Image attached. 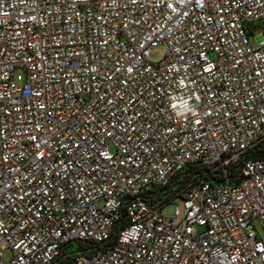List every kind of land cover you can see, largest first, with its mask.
<instances>
[{
    "label": "built area",
    "instance_id": "built-area-1",
    "mask_svg": "<svg viewBox=\"0 0 264 264\" xmlns=\"http://www.w3.org/2000/svg\"><path fill=\"white\" fill-rule=\"evenodd\" d=\"M258 29L264 0H0V264H264Z\"/></svg>",
    "mask_w": 264,
    "mask_h": 264
},
{
    "label": "trees",
    "instance_id": "trees-1",
    "mask_svg": "<svg viewBox=\"0 0 264 264\" xmlns=\"http://www.w3.org/2000/svg\"><path fill=\"white\" fill-rule=\"evenodd\" d=\"M250 156L260 157L264 155V140L257 145ZM205 168L193 165L187 167L180 173L173 176L167 186L149 191L145 196L151 203L158 202L160 206L167 207L173 200L178 198L179 193L192 181L205 177ZM210 176V175H209ZM212 177V176H211ZM82 247V246H78Z\"/></svg>",
    "mask_w": 264,
    "mask_h": 264
},
{
    "label": "rangeland",
    "instance_id": "rangeland-1",
    "mask_svg": "<svg viewBox=\"0 0 264 264\" xmlns=\"http://www.w3.org/2000/svg\"><path fill=\"white\" fill-rule=\"evenodd\" d=\"M263 30L258 29L254 32V34L249 38V43L252 48H256V44L258 41L262 40ZM163 47H158L156 49H153L149 53V59L151 63L155 64L162 60L163 57ZM13 81L17 88H21L25 83V73L22 70H15L13 73ZM182 205L183 202L179 198L173 200L166 208H164L161 212V215L165 218H172L173 212L175 208L177 207L180 212V219H182ZM254 228L256 230V233L258 235V238L261 240V242L264 244V228H262L258 222L254 223ZM75 247L72 248L74 250ZM11 251L6 249L3 252V262L5 264H8L11 260Z\"/></svg>",
    "mask_w": 264,
    "mask_h": 264
}]
</instances>
